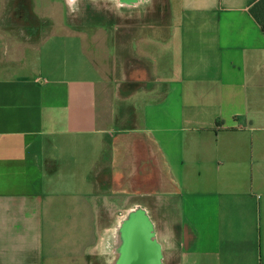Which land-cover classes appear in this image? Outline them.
<instances>
[{
  "label": "crops",
  "instance_id": "obj_1",
  "mask_svg": "<svg viewBox=\"0 0 264 264\" xmlns=\"http://www.w3.org/2000/svg\"><path fill=\"white\" fill-rule=\"evenodd\" d=\"M48 1L0 0V264H109L139 212L161 264H264L260 0Z\"/></svg>",
  "mask_w": 264,
  "mask_h": 264
},
{
  "label": "rangeland",
  "instance_id": "obj_2",
  "mask_svg": "<svg viewBox=\"0 0 264 264\" xmlns=\"http://www.w3.org/2000/svg\"><path fill=\"white\" fill-rule=\"evenodd\" d=\"M63 1L65 4L64 6H65L66 15H67V22L69 24L77 23V22L81 24V22L82 23L87 22L88 21L87 13L89 12L94 13V15L96 16H99V17H96V16L94 17L93 15H91L90 19L97 18L96 19L97 21H102V17H105L108 19V17L110 16V11L112 10V7L114 5L112 0L111 1L110 0H63ZM53 6L54 5L51 4V1L37 0L35 9L38 12H39V9L52 11L54 9ZM76 14L78 18H75ZM173 255L174 254H172V251L170 253V251L166 249L165 252H163V257H162L163 262L162 263L163 264H175V259ZM116 259L117 257L115 255L112 256L110 263L114 264Z\"/></svg>",
  "mask_w": 264,
  "mask_h": 264
},
{
  "label": "flooded vegetation",
  "instance_id": "obj_3",
  "mask_svg": "<svg viewBox=\"0 0 264 264\" xmlns=\"http://www.w3.org/2000/svg\"><path fill=\"white\" fill-rule=\"evenodd\" d=\"M132 228L133 230H138L137 234L138 236H140L139 237L140 239H142V237H148V240L146 239L145 242L138 243V246L134 247L133 258L131 262H127V264H151V261L153 260V255H152L149 245L146 242H149L150 244L152 242H155L153 240L152 235L149 236V233H148L149 231H144L143 227L138 223V220H135ZM149 237H152L151 240H149ZM134 244L136 245L135 242ZM129 245H130V238H129L127 247H125V249L122 251V255H121L122 261H124V259L127 258L126 255H127V250H128ZM123 264H126V262H124Z\"/></svg>",
  "mask_w": 264,
  "mask_h": 264
},
{
  "label": "bare ground",
  "instance_id": "obj_4",
  "mask_svg": "<svg viewBox=\"0 0 264 264\" xmlns=\"http://www.w3.org/2000/svg\"><path fill=\"white\" fill-rule=\"evenodd\" d=\"M135 15H136V13H134V16ZM135 220H138V223L143 227L144 231H147V229H150V227H151L150 223L148 222V220H147V218L143 212H139L138 215L134 217L133 222ZM126 228H127L126 229V236L124 235V232L118 233V235L120 234V236L117 235L118 236L116 239L117 247H116L115 251L117 252L118 255L116 254L117 259H116L114 264H123L126 261V260L122 261L121 255H122V251L125 249L124 247H127V243H126L127 239L130 238V243H132V245H133L135 242L136 246H138V243L145 242V239L148 240V237H142V239H140L139 238L140 236H138V234H137L138 230H133V228L131 226H127ZM149 234H150V231H149ZM123 237H124V239H123ZM151 238L152 237H149V240H151ZM124 244H125V246H123Z\"/></svg>",
  "mask_w": 264,
  "mask_h": 264
},
{
  "label": "water",
  "instance_id": "obj_5",
  "mask_svg": "<svg viewBox=\"0 0 264 264\" xmlns=\"http://www.w3.org/2000/svg\"><path fill=\"white\" fill-rule=\"evenodd\" d=\"M134 222H131L130 224H128V226L132 227ZM147 231H150L149 236L152 235V232L150 229H147ZM128 241H129V239H127V242H126L127 244H128ZM145 241H146V239H145ZM146 243L149 245L150 250H151L152 255H153V260L151 261V264H161V252H160V247L158 246V244L156 242H152L151 244L149 242H146ZM135 246L136 245H134V244L132 245V243H130L128 250H127V255H126L127 258H125L124 261L126 260L127 262H131L133 255H134V247Z\"/></svg>",
  "mask_w": 264,
  "mask_h": 264
},
{
  "label": "trees",
  "instance_id": "obj_6",
  "mask_svg": "<svg viewBox=\"0 0 264 264\" xmlns=\"http://www.w3.org/2000/svg\"><path fill=\"white\" fill-rule=\"evenodd\" d=\"M250 14L254 20L261 26L264 32V0L258 1L250 9Z\"/></svg>",
  "mask_w": 264,
  "mask_h": 264
}]
</instances>
